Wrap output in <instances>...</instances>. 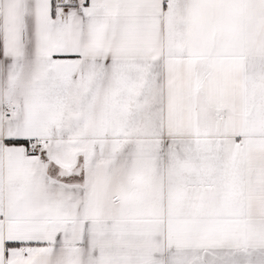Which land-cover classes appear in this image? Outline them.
I'll return each mask as SVG.
<instances>
[{
	"label": "snow or ice",
	"instance_id": "snow-or-ice-1",
	"mask_svg": "<svg viewBox=\"0 0 264 264\" xmlns=\"http://www.w3.org/2000/svg\"><path fill=\"white\" fill-rule=\"evenodd\" d=\"M0 264H264V0H0Z\"/></svg>",
	"mask_w": 264,
	"mask_h": 264
}]
</instances>
